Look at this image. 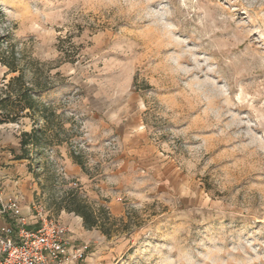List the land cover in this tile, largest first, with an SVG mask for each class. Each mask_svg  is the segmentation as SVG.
<instances>
[{
  "label": "rangeland",
  "instance_id": "obj_1",
  "mask_svg": "<svg viewBox=\"0 0 264 264\" xmlns=\"http://www.w3.org/2000/svg\"><path fill=\"white\" fill-rule=\"evenodd\" d=\"M19 90L45 109L0 124V167L42 130L31 211L107 212L80 262L264 264V0H0Z\"/></svg>",
  "mask_w": 264,
  "mask_h": 264
},
{
  "label": "built area",
  "instance_id": "obj_2",
  "mask_svg": "<svg viewBox=\"0 0 264 264\" xmlns=\"http://www.w3.org/2000/svg\"><path fill=\"white\" fill-rule=\"evenodd\" d=\"M12 213L14 225L0 228V264H71L86 257L87 245L72 244L67 226L36 210L40 226L25 229L24 218L18 217L19 206L11 201L0 209Z\"/></svg>",
  "mask_w": 264,
  "mask_h": 264
},
{
  "label": "crops",
  "instance_id": "obj_3",
  "mask_svg": "<svg viewBox=\"0 0 264 264\" xmlns=\"http://www.w3.org/2000/svg\"><path fill=\"white\" fill-rule=\"evenodd\" d=\"M18 161L19 160L10 162V165L6 168L0 167V209L9 202L16 201L19 206L18 217L24 218L25 229L35 231L39 228L40 222L37 219L36 211L32 212L30 209L33 197L30 186H28V184L34 183L29 175L21 168V165L17 163ZM66 167V174L68 176L72 178L79 177L80 172L71 162H69ZM118 213H120V211H118ZM57 220L67 226V236L72 244L82 246L90 243L94 244L100 240L98 233L94 231L98 229H85L80 217L69 214L65 217L60 216ZM14 222L15 220L12 213H0V228L14 225ZM86 261L73 262L71 264H86Z\"/></svg>",
  "mask_w": 264,
  "mask_h": 264
},
{
  "label": "trees",
  "instance_id": "obj_4",
  "mask_svg": "<svg viewBox=\"0 0 264 264\" xmlns=\"http://www.w3.org/2000/svg\"><path fill=\"white\" fill-rule=\"evenodd\" d=\"M6 65L12 71L14 70L8 64ZM19 77L12 78L7 87H11L14 82L19 81ZM44 106H42L37 100L30 95L29 90L17 91L16 95L11 96L10 94L6 96L4 99L0 100V124H5L9 122H14L15 119L19 116L20 113L24 111L38 113L43 115ZM42 130H32L31 133L24 132L20 136V150L21 155L15 157L16 160H29L30 150L29 147L32 148H42L43 145H46L43 142ZM74 162L80 166L82 163L78 160V158L71 154ZM83 167V166H82ZM71 208L68 209L69 213H73L74 215L80 217L83 221V226L87 230L98 229L100 230L103 226V221H106L107 212L103 211L102 218L100 215H97L93 210H91L86 204L81 202L76 196H73L70 200Z\"/></svg>",
  "mask_w": 264,
  "mask_h": 264
}]
</instances>
